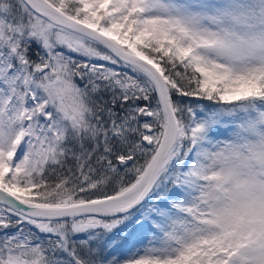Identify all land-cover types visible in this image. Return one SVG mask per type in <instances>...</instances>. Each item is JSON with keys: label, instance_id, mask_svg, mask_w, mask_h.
<instances>
[{"label": "snow or ice", "instance_id": "1", "mask_svg": "<svg viewBox=\"0 0 264 264\" xmlns=\"http://www.w3.org/2000/svg\"><path fill=\"white\" fill-rule=\"evenodd\" d=\"M0 264H264V0H0Z\"/></svg>", "mask_w": 264, "mask_h": 264}, {"label": "rangeland", "instance_id": "2", "mask_svg": "<svg viewBox=\"0 0 264 264\" xmlns=\"http://www.w3.org/2000/svg\"><path fill=\"white\" fill-rule=\"evenodd\" d=\"M230 130L224 126H221L214 130L212 135L216 138L223 139L229 135ZM128 238L122 241L116 250L118 255L128 256L135 252L137 249L143 248L147 245L150 238V230L145 227L143 229H137L132 226L128 229ZM132 250V252L129 251Z\"/></svg>", "mask_w": 264, "mask_h": 264}, {"label": "trees", "instance_id": "3", "mask_svg": "<svg viewBox=\"0 0 264 264\" xmlns=\"http://www.w3.org/2000/svg\"><path fill=\"white\" fill-rule=\"evenodd\" d=\"M174 99L182 100L184 103L191 102V103H193V105H195V103H196L195 100H190V98L174 97ZM201 103L207 104L208 102H207V101H201ZM139 162H140V163H143V159H141ZM129 166H131V165H129ZM128 179H131V177H128Z\"/></svg>", "mask_w": 264, "mask_h": 264}]
</instances>
